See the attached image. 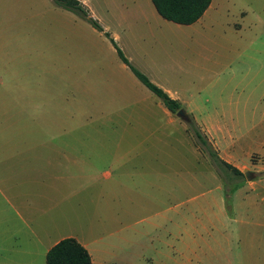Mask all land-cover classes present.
<instances>
[{"label":"crops","instance_id":"0c3cea01","mask_svg":"<svg viewBox=\"0 0 264 264\" xmlns=\"http://www.w3.org/2000/svg\"><path fill=\"white\" fill-rule=\"evenodd\" d=\"M78 1L102 31L52 0L0 1L2 120L18 123L17 137L30 139L28 144L0 146V264L45 261L47 251L65 237L75 238L87 249L91 264L125 262L94 256L92 253L97 252L94 241L78 234L54 239L51 236L66 226L84 225V203L88 202L89 207L90 202L119 200L123 181L131 176L148 186L154 184L155 177L161 193L167 192L163 186L167 178L163 169L170 164L154 162L155 150L162 152L161 148L124 147L122 139L132 133L118 129L120 122H125L126 127L132 123L136 131L153 128L150 125L159 121L153 113L155 108L168 126L173 124L175 130H181L183 136L188 137L197 158L205 159L214 170V179L218 178L215 167L203 155L186 124L178 123L176 114L171 113L155 94L159 101L140 97L131 88V85L137 87L142 83L121 60L105 32L134 67L180 103L219 157L240 171L247 164L233 159L234 141L243 131L237 124L249 119L251 105H258L253 112L264 115V90L255 100L250 97L249 68H241L237 78L231 73L220 78L219 74L226 70L219 72L208 67L213 104L211 111L204 114L200 105L183 97V89L159 82L146 69V63L138 64L133 60L144 53L143 36L167 37V31L162 28L174 26L170 23L188 28L202 25L208 12L217 9L214 0L191 24H179L161 17L152 0H98L96 4L91 0ZM154 24L159 25L158 32L153 30ZM185 34L178 37L181 44L186 43ZM122 77L130 84L123 83ZM164 83L169 84L168 81ZM73 108L77 114L73 113ZM75 115L77 120L90 122L89 126L98 123L100 128L95 131L69 129L66 123L73 121ZM155 127L164 131L161 124ZM91 139L95 145L89 144ZM261 153L264 150L258 154ZM252 154L255 153L249 152V157ZM255 179H247L238 187L246 191L244 202L260 218L264 184L259 186L257 193L251 192L264 182V177ZM125 186L131 190L130 184ZM234 208L232 214L226 212L225 215L233 223L237 222ZM253 223L264 227L262 221ZM182 229L177 237L167 232V240L159 239L156 246H151L156 256L146 261L150 264L200 263L170 256L171 251L187 249L186 241H182L186 232ZM196 234L194 230L188 236L194 239ZM256 237L258 239V235L252 234L250 241H255Z\"/></svg>","mask_w":264,"mask_h":264},{"label":"rangeland","instance_id":"374dc122","mask_svg":"<svg viewBox=\"0 0 264 264\" xmlns=\"http://www.w3.org/2000/svg\"><path fill=\"white\" fill-rule=\"evenodd\" d=\"M97 1L91 0L93 4ZM214 3L217 9L208 12L202 25L196 28L170 23L174 26L165 25L162 28L167 31V37L156 39L143 36L144 53L142 57L133 58L138 64L146 63L147 68H144L159 82L183 89V97L200 105L204 114L211 111L213 104L210 73L207 72L210 66L219 72L226 70L219 74L220 78L230 73L237 78L241 68H249L247 78L251 99L255 100L264 90V0H214ZM153 30L158 32L159 25L154 24ZM183 34L185 44L178 41ZM118 44L121 45L122 41ZM113 55L116 57V54ZM107 56L109 59L110 56ZM122 78L123 83L130 84L128 79ZM166 81L169 84L164 83ZM139 85V88L133 85L131 88L140 97L159 101L146 87ZM257 107L251 105L249 119L237 124L243 131L234 141L232 149L235 162L246 163L244 169L252 173L249 180L264 177V153L258 154L264 150V115L253 112ZM262 108L260 105L258 109L261 111ZM73 113L77 114L75 108ZM153 113L159 121L154 125L152 123L150 126L153 128L149 130L136 131L132 123L126 127L125 122H120L118 129L132 133L122 139L121 145L124 147L140 145L161 148L162 152L155 150L154 162L170 164L163 169L167 175L163 180L167 192L161 193L155 184V177L154 186H148L137 178L136 182L135 176H131L128 181H123L119 200L90 202L89 207L88 202L84 203V225L66 226L51 239L78 234L94 241L97 250L92 253L94 256L121 259L125 261L122 264L133 261L150 264L146 260L156 256L151 246H156L159 239L167 240V232L177 237L178 231L183 228L186 235H183L182 241H186L187 249L171 251L172 257L192 259L197 263L199 260L201 264H264V227L253 223L264 222V206L260 203L263 212L259 218L252 213L253 208L244 202L246 191L238 187L247 180L243 170V176H239L212 164L218 174L215 180L214 170L205 159L197 158L188 137L183 136L181 130H175L173 124L168 126L156 108ZM175 117L178 123H185L189 127L187 122ZM66 124L74 130L95 131L100 128L98 123L89 126L90 122L87 124L83 119L77 120L76 115L73 121ZM159 124L163 125L164 131L154 128ZM17 131L18 123L2 120L0 107V146L28 144L30 139L18 138ZM89 144H94V141L91 139ZM249 152L255 154L249 157ZM202 153L210 160L205 152ZM131 181L136 184L132 185ZM125 184H130L131 190ZM261 184L264 182L251 193H257ZM232 205L237 215L235 223L225 216L226 212L227 215L232 214ZM194 230L197 234L193 239L188 234ZM252 234L258 235L253 242L250 241ZM34 264H45V261L34 260Z\"/></svg>","mask_w":264,"mask_h":264},{"label":"trees","instance_id":"16d2710c","mask_svg":"<svg viewBox=\"0 0 264 264\" xmlns=\"http://www.w3.org/2000/svg\"><path fill=\"white\" fill-rule=\"evenodd\" d=\"M56 5L72 11L79 17L88 21L97 30L102 31L98 22L89 14L87 9L78 0H52ZM211 0H152L157 13L170 21L179 24H191L201 17L209 6ZM121 60L130 68L135 77L155 94L165 107L173 114L179 109H183L180 103L171 98L161 87L153 83L144 73L134 67L121 50L116 46L113 39L105 32ZM189 116V129L191 130L197 145L205 152L211 163L221 169L226 168L235 175L243 176L242 171L222 160L216 150L206 139L204 134L196 127L194 121ZM45 264H91V257L87 249L73 237H65L56 242L46 253Z\"/></svg>","mask_w":264,"mask_h":264},{"label":"water","instance_id":"95a60500","mask_svg":"<svg viewBox=\"0 0 264 264\" xmlns=\"http://www.w3.org/2000/svg\"><path fill=\"white\" fill-rule=\"evenodd\" d=\"M176 116H178L180 119L184 120L185 122L187 123H190V119H189V116L188 114L185 112L184 109H179L177 112H176ZM243 173H244V176L249 180L251 179L252 177V173L250 171H248L247 169H244L243 170Z\"/></svg>","mask_w":264,"mask_h":264}]
</instances>
